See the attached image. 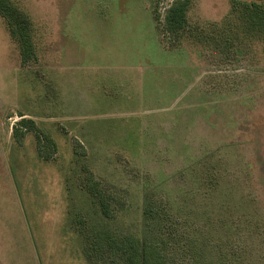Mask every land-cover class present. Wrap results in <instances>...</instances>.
Masks as SVG:
<instances>
[{
    "label": "rangeland",
    "instance_id": "obj_1",
    "mask_svg": "<svg viewBox=\"0 0 264 264\" xmlns=\"http://www.w3.org/2000/svg\"><path fill=\"white\" fill-rule=\"evenodd\" d=\"M62 1L18 0L34 28L36 60L25 64L0 15V264H90L74 217L89 213L115 233H137L143 185L182 194L193 177L180 170L204 154L192 174L204 182L213 166L220 186L204 197L198 184L189 207L202 218L230 217L231 242L264 264V31L231 11L234 0H189L176 37L155 20L171 0H147L151 18L137 4L134 23L102 32L96 0L64 1L65 10ZM61 34L85 53L70 71L54 67ZM20 114L53 138L52 159L39 158L34 131L13 134ZM88 176L99 194L80 186Z\"/></svg>",
    "mask_w": 264,
    "mask_h": 264
},
{
    "label": "trees",
    "instance_id": "obj_2",
    "mask_svg": "<svg viewBox=\"0 0 264 264\" xmlns=\"http://www.w3.org/2000/svg\"><path fill=\"white\" fill-rule=\"evenodd\" d=\"M262 1L261 4L260 0H234L231 11L238 7L239 16L249 29L260 33L264 31V0ZM188 5L189 0H171L161 19L159 14H155V20L161 23L158 27L160 32L175 37L182 34L187 25ZM0 15L7 20L10 34L18 40L22 63L35 61L33 22L23 6L18 0H0ZM19 117L22 118L13 125V134L16 135L21 130L19 135L22 136L28 130L34 131L39 158L52 159L56 153L53 138L40 132L33 119L24 118L23 114ZM207 157L204 154L189 167L180 170V175L193 177L189 187L182 190L183 193L181 191L182 194L172 197L161 190L158 183L143 185L141 221L137 233H115L107 223L100 221L95 215L91 218L89 213L74 217L71 223L76 226L85 242L83 251L87 261L90 264H254L251 251L231 242L230 217L225 218L220 212L202 218L196 209L189 207L196 202V192L200 186L198 184H203L201 187L205 190L204 197H209L220 186L217 172L213 173V166L204 169V173L209 175L204 182H198V178L192 174L195 172L194 163L204 161ZM207 166L208 164L205 167ZM83 180L80 186L92 196L101 192L98 181L93 177L88 176ZM100 200L99 210L103 213L101 218L107 221L110 216L107 197ZM245 216L246 225L256 224V221L253 223V217ZM232 224L235 225L236 221L233 220ZM236 229L240 230L238 227Z\"/></svg>",
    "mask_w": 264,
    "mask_h": 264
},
{
    "label": "crops",
    "instance_id": "obj_3",
    "mask_svg": "<svg viewBox=\"0 0 264 264\" xmlns=\"http://www.w3.org/2000/svg\"><path fill=\"white\" fill-rule=\"evenodd\" d=\"M65 1V7H69V5L67 3H69V0H64ZM64 1L62 4V9L65 10L64 7ZM72 6L73 4V0H70ZM116 3H114L115 6H113V8H109L107 10V3L108 0H96L95 3V10H96V21L94 22V25L98 24V29L97 31L102 32L104 29H109L112 28L115 31H119L121 28L117 27V24H120L123 26V28H126V26L128 24H132L134 23L132 18H135V14H136V8H137V4L139 5V8L142 10V12L144 13L143 15L145 16H149V10L147 9V3H149V1L147 0H116ZM109 4H113L109 2ZM149 5V4H148ZM58 7V6H56ZM132 7L135 10V13L132 17H130L129 19H126V16L128 15V13H130L132 11ZM62 14V13H61ZM135 16V17H134ZM151 18V17H150ZM61 21V19H60ZM69 22V21H68ZM83 25V21L81 22ZM111 24H116V27L111 26ZM151 24H152V19H151ZM69 25V23H68ZM153 27V26H152ZM61 36H63L61 34ZM64 38V47L61 51L56 52V56H53V59L56 57L57 59H55V70L57 71V69L60 70H67L70 71L72 70L73 67L78 66L82 63V59L84 60V49L82 47L79 46L78 43L74 42V39H71L67 36H63ZM70 39V40H69ZM99 53L98 51H96L94 54L92 53V56H94L95 54ZM113 62H117L115 60H113ZM93 67H99L97 64L93 65ZM66 82V80H64ZM64 82V83H65ZM70 83V82H69ZM68 81L66 82L67 85H69ZM69 98H70V93H65L64 97L62 98L63 103H69Z\"/></svg>",
    "mask_w": 264,
    "mask_h": 264
}]
</instances>
